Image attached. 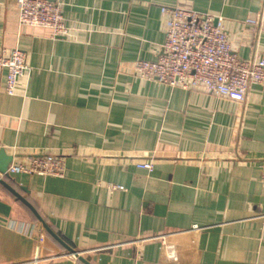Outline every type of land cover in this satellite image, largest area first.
<instances>
[{
  "label": "crops",
  "instance_id": "1",
  "mask_svg": "<svg viewBox=\"0 0 264 264\" xmlns=\"http://www.w3.org/2000/svg\"><path fill=\"white\" fill-rule=\"evenodd\" d=\"M53 1L67 36L0 0V52L31 68L14 95L0 75V149L65 162L3 176L0 264H264V87L236 101L134 73L163 54L162 6L220 17L234 52L264 58V0Z\"/></svg>",
  "mask_w": 264,
  "mask_h": 264
},
{
  "label": "built area",
  "instance_id": "2",
  "mask_svg": "<svg viewBox=\"0 0 264 264\" xmlns=\"http://www.w3.org/2000/svg\"><path fill=\"white\" fill-rule=\"evenodd\" d=\"M16 4L20 25L49 29L52 37L69 34L58 2L16 0ZM161 12L166 23L163 54L154 61L136 60V76L236 101L246 99L252 84L264 87V58L244 60L234 52L220 17L179 6H162ZM246 21L251 25L257 23L256 19ZM5 70L6 92L14 95L21 80L31 72L26 52L18 47L0 52V75ZM137 166L151 172L155 164L146 160ZM8 173L62 177L65 162L63 157L50 152L34 154L28 161L11 163ZM262 179L264 183V176ZM110 187L124 188L118 184Z\"/></svg>",
  "mask_w": 264,
  "mask_h": 264
},
{
  "label": "water",
  "instance_id": "3",
  "mask_svg": "<svg viewBox=\"0 0 264 264\" xmlns=\"http://www.w3.org/2000/svg\"><path fill=\"white\" fill-rule=\"evenodd\" d=\"M14 160V156L7 154L6 150L4 148L0 149V183L5 184V181L3 179V176H7L10 177V174L8 173V168L11 165V163H13ZM8 186V185H7ZM9 187V186H8ZM17 194V193H16ZM18 197L25 202L29 208L33 211V213L37 216V218L39 219V221L41 222V225L43 228H45L48 232H50L53 236H55L56 238H58L59 240H61L52 230L51 228L47 225V223L45 222V220L39 215V213L37 212V210L27 201L25 200L23 197H21L19 194H17ZM67 251L69 254H74L75 256H77L78 258H82L79 254V252H77L76 250H74L73 248H71L70 246L66 245Z\"/></svg>",
  "mask_w": 264,
  "mask_h": 264
}]
</instances>
